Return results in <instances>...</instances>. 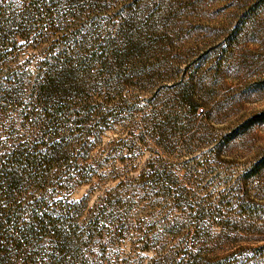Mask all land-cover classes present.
<instances>
[{
  "label": "rangeland",
  "instance_id": "1",
  "mask_svg": "<svg viewBox=\"0 0 264 264\" xmlns=\"http://www.w3.org/2000/svg\"><path fill=\"white\" fill-rule=\"evenodd\" d=\"M0 12V152L39 132L41 71L74 50L68 132L75 145L90 133V152L55 171L89 182L18 199L85 200L82 264H264V0H0Z\"/></svg>",
  "mask_w": 264,
  "mask_h": 264
},
{
  "label": "trees",
  "instance_id": "2",
  "mask_svg": "<svg viewBox=\"0 0 264 264\" xmlns=\"http://www.w3.org/2000/svg\"><path fill=\"white\" fill-rule=\"evenodd\" d=\"M43 8L45 13H51L45 5ZM47 14L43 15L45 19L49 16ZM46 24L49 29L53 28L52 17ZM5 31V23H0V61L8 56L2 53ZM28 36L30 32L22 34L21 38L28 40ZM81 43L77 47L82 48ZM102 48L100 50L103 51ZM73 53L72 46L65 42L58 54L61 61L47 63L41 71L42 77L34 89L36 103L33 107H36V111L32 113L37 119L39 132L25 147H4L0 152V264H82L84 261V234L78 232L81 226L77 214L85 200L76 202L58 199L51 202L53 197L47 192L34 195L36 191L28 197L26 207L18 199L24 187L42 188L51 181L74 186L89 182L80 177H61L55 171L61 159L67 161L81 150L87 156L90 152V142H87L90 133L80 132V140L75 145L71 143L68 132L70 124L74 122L72 110L67 104L72 79L68 62L74 56ZM81 110L83 114L88 112L83 108ZM173 121L174 118L166 116L153 127L154 134L164 136L162 129ZM148 169L150 165L137 176L139 182L148 183L151 180L152 173ZM79 170L86 173L83 167Z\"/></svg>",
  "mask_w": 264,
  "mask_h": 264
}]
</instances>
